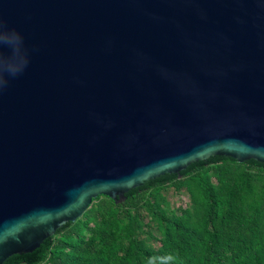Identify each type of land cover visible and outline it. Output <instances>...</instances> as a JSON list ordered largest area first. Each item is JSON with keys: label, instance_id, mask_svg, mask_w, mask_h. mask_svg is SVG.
<instances>
[{"label": "water", "instance_id": "obj_1", "mask_svg": "<svg viewBox=\"0 0 264 264\" xmlns=\"http://www.w3.org/2000/svg\"><path fill=\"white\" fill-rule=\"evenodd\" d=\"M0 20L29 56L0 92V264L99 194L264 161V0H0Z\"/></svg>", "mask_w": 264, "mask_h": 264}, {"label": "trees", "instance_id": "obj_2", "mask_svg": "<svg viewBox=\"0 0 264 264\" xmlns=\"http://www.w3.org/2000/svg\"><path fill=\"white\" fill-rule=\"evenodd\" d=\"M124 194L97 195L12 264H264V161L210 155Z\"/></svg>", "mask_w": 264, "mask_h": 264}, {"label": "clouds", "instance_id": "obj_3", "mask_svg": "<svg viewBox=\"0 0 264 264\" xmlns=\"http://www.w3.org/2000/svg\"><path fill=\"white\" fill-rule=\"evenodd\" d=\"M7 46L10 55L0 57V92L8 85V76L16 77L24 72L29 63L28 49L23 36L15 29L7 30L0 20V47Z\"/></svg>", "mask_w": 264, "mask_h": 264}, {"label": "rangeland", "instance_id": "obj_4", "mask_svg": "<svg viewBox=\"0 0 264 264\" xmlns=\"http://www.w3.org/2000/svg\"><path fill=\"white\" fill-rule=\"evenodd\" d=\"M169 198L173 204L182 203L185 204L187 200L186 193L184 191H177L171 188L168 192Z\"/></svg>", "mask_w": 264, "mask_h": 264}]
</instances>
